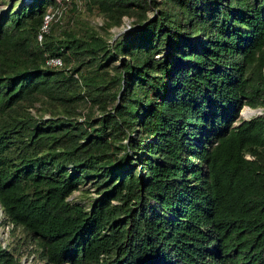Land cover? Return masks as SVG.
<instances>
[{
  "label": "trees",
  "instance_id": "obj_1",
  "mask_svg": "<svg viewBox=\"0 0 264 264\" xmlns=\"http://www.w3.org/2000/svg\"><path fill=\"white\" fill-rule=\"evenodd\" d=\"M67 3L0 12L6 222L43 264H264V109L239 117L264 107V0H84L131 18L111 43L55 34ZM87 178L96 195L69 201Z\"/></svg>",
  "mask_w": 264,
  "mask_h": 264
},
{
  "label": "rangeland",
  "instance_id": "obj_2",
  "mask_svg": "<svg viewBox=\"0 0 264 264\" xmlns=\"http://www.w3.org/2000/svg\"><path fill=\"white\" fill-rule=\"evenodd\" d=\"M20 1L26 0H0V12L5 9L9 4L11 7L15 8ZM60 8V5H59ZM48 11H51L58 15L57 17L52 18L53 21L57 19V23L60 25H53L54 33L58 36L61 35L60 30L64 27H71L75 30L86 29L87 31H93L102 37H105L110 43L113 42L114 38L126 32L131 25V18L124 16L122 18L121 24L118 26H107L105 24L106 18L98 12L94 7H89L84 3V0H72V3H67L62 5L61 9L56 8H47ZM59 13L57 14L56 12ZM147 15H152V10H147ZM50 14V12L48 13ZM50 18V17H49ZM48 18V19H49ZM50 21V20H49ZM55 23V22H53ZM82 110L84 107L79 105ZM242 109V110H241ZM239 111L240 118H248L255 113H252L248 109L249 115L244 116L243 112L247 109L246 105L242 106ZM264 107H258V111L261 113ZM40 110V111H39ZM31 111H34L37 114H42L44 117L47 116L46 111L41 109L34 110L31 107ZM96 114V111H94ZM95 189L94 186L89 182V179H85L79 185L77 190L71 192L68 196V200L72 202H78L85 204L94 197ZM0 246L6 249H11L17 254L19 264H43V260L38 257V247L36 240L30 239L29 235L20 227L12 226L10 223L6 222L3 215L0 211Z\"/></svg>",
  "mask_w": 264,
  "mask_h": 264
},
{
  "label": "built area",
  "instance_id": "obj_3",
  "mask_svg": "<svg viewBox=\"0 0 264 264\" xmlns=\"http://www.w3.org/2000/svg\"><path fill=\"white\" fill-rule=\"evenodd\" d=\"M51 16V14H45L43 17V21L40 26V31L37 33L36 37L37 39L41 38V33L47 29V21L48 18ZM45 62L49 65H60V59L58 56H47L45 59Z\"/></svg>",
  "mask_w": 264,
  "mask_h": 264
},
{
  "label": "bare ground",
  "instance_id": "obj_4",
  "mask_svg": "<svg viewBox=\"0 0 264 264\" xmlns=\"http://www.w3.org/2000/svg\"><path fill=\"white\" fill-rule=\"evenodd\" d=\"M248 109H249V108H247V109L244 110V112H243V115H244V116L249 115V112H250V111L248 112ZM249 110H251V109H249ZM251 111H252V113H255V111H253V110H251Z\"/></svg>",
  "mask_w": 264,
  "mask_h": 264
},
{
  "label": "water",
  "instance_id": "obj_5",
  "mask_svg": "<svg viewBox=\"0 0 264 264\" xmlns=\"http://www.w3.org/2000/svg\"><path fill=\"white\" fill-rule=\"evenodd\" d=\"M246 107L249 108V109H251V110H253V111H255V114H259V113H260V112L258 111V107L251 108V107H249V106H247V105H246Z\"/></svg>",
  "mask_w": 264,
  "mask_h": 264
},
{
  "label": "clouds",
  "instance_id": "obj_6",
  "mask_svg": "<svg viewBox=\"0 0 264 264\" xmlns=\"http://www.w3.org/2000/svg\"><path fill=\"white\" fill-rule=\"evenodd\" d=\"M63 264H66V263H63Z\"/></svg>",
  "mask_w": 264,
  "mask_h": 264
}]
</instances>
